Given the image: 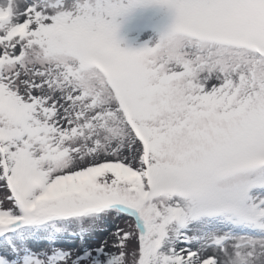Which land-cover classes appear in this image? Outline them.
Segmentation results:
<instances>
[{"label":"snow or ice","instance_id":"obj_1","mask_svg":"<svg viewBox=\"0 0 264 264\" xmlns=\"http://www.w3.org/2000/svg\"><path fill=\"white\" fill-rule=\"evenodd\" d=\"M0 191V264H264V0H0Z\"/></svg>","mask_w":264,"mask_h":264},{"label":"rangeland","instance_id":"obj_2","mask_svg":"<svg viewBox=\"0 0 264 264\" xmlns=\"http://www.w3.org/2000/svg\"><path fill=\"white\" fill-rule=\"evenodd\" d=\"M0 196H2V191H0ZM8 205H5V207H7ZM121 223V226H123V223L122 222H120ZM96 242H98L97 240H93L92 241V243H96Z\"/></svg>","mask_w":264,"mask_h":264}]
</instances>
